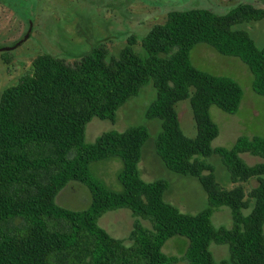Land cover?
Instances as JSON below:
<instances>
[{"label":"trees","instance_id":"trees-1","mask_svg":"<svg viewBox=\"0 0 264 264\" xmlns=\"http://www.w3.org/2000/svg\"><path fill=\"white\" fill-rule=\"evenodd\" d=\"M263 19L264 9L250 3L224 14L172 11L141 39L142 53L130 37L117 58L102 44L73 63L38 55L31 71L0 97V264H264V136H240L231 147H213L220 128L211 108L236 115L245 92L236 79L202 70L191 58L203 43L240 59L253 75V91L264 97V47L242 28ZM151 83L156 98L146 118L161 123L157 155L169 171L197 179L208 196L209 206L195 215L165 200L167 180L142 178L139 165L150 138L146 126L108 131L86 142L94 118L115 123L119 109ZM184 100L192 108L194 138L181 128L176 105ZM245 153L263 161L250 166L241 157ZM211 156L222 159L234 187L218 182L206 161ZM114 159L122 164L119 191L91 169ZM254 179L258 185L247 191L244 184ZM71 182L88 189L86 209L56 202ZM221 207L231 210V228L212 223ZM122 209L135 219L130 245L99 224L105 213ZM174 237L187 240L182 256L163 250ZM213 243L227 245L229 258L217 263Z\"/></svg>","mask_w":264,"mask_h":264},{"label":"rangeland","instance_id":"rangeland-1","mask_svg":"<svg viewBox=\"0 0 264 264\" xmlns=\"http://www.w3.org/2000/svg\"><path fill=\"white\" fill-rule=\"evenodd\" d=\"M239 3H250L264 9V0H0V48L22 42L11 51H0V97L6 88L15 85L31 71L34 59L40 54H50L73 63L102 44L107 48L109 57L117 58L130 37L136 40V51L142 53L141 39L154 26L163 24L168 13L211 9L224 14ZM242 28L248 31L258 47H264V19ZM191 58L202 70L236 79L245 92L236 115L227 114L215 106L211 108L212 118L220 128L213 147H231L240 136H264V97L253 91V75L248 67L240 59L224 56L203 43L192 50ZM155 98L156 90L151 83L119 109L115 123L94 118L87 126L86 142L93 143L108 131L123 132L132 126H146L150 138L143 148L139 165L142 178L146 182L167 180L170 189L165 193V200L182 213L195 215L209 206L208 196L197 179L169 171L157 155L155 143L161 123L146 118L147 109ZM176 109L185 136L196 137L190 101L179 102ZM241 157L250 166L263 161L248 153ZM206 161L215 167L219 183L228 189L234 187L229 179L228 168L220 157L211 156ZM121 166V162L114 159L95 162L91 169L111 189L119 191L121 186L117 173ZM257 185L255 179L244 184L247 191ZM56 202L68 209L80 211L90 205L91 195L82 184L71 182L58 195ZM244 213L247 215L250 210ZM134 220L130 210L122 209L105 213L99 224L111 236L130 245L128 238ZM212 223L216 228H231V210L228 207L217 209L213 213ZM186 247L185 238L174 237L163 250L168 255L182 256ZM211 251L217 263L230 256L227 245L213 243Z\"/></svg>","mask_w":264,"mask_h":264},{"label":"water","instance_id":"water-1","mask_svg":"<svg viewBox=\"0 0 264 264\" xmlns=\"http://www.w3.org/2000/svg\"><path fill=\"white\" fill-rule=\"evenodd\" d=\"M21 43L22 42H18L17 45L19 46ZM13 49H15V47H13V46L12 47H4V48H0V51H6V52H8V51H11Z\"/></svg>","mask_w":264,"mask_h":264}]
</instances>
